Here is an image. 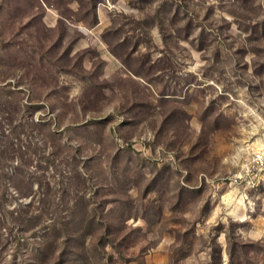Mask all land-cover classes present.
I'll return each mask as SVG.
<instances>
[{
  "label": "rangeland",
  "instance_id": "374dc122",
  "mask_svg": "<svg viewBox=\"0 0 264 264\" xmlns=\"http://www.w3.org/2000/svg\"><path fill=\"white\" fill-rule=\"evenodd\" d=\"M264 0H0V264H264Z\"/></svg>",
  "mask_w": 264,
  "mask_h": 264
},
{
  "label": "built area",
  "instance_id": "2783aa9c",
  "mask_svg": "<svg viewBox=\"0 0 264 264\" xmlns=\"http://www.w3.org/2000/svg\"><path fill=\"white\" fill-rule=\"evenodd\" d=\"M229 180L252 188L264 184V144L243 159L240 169Z\"/></svg>",
  "mask_w": 264,
  "mask_h": 264
}]
</instances>
